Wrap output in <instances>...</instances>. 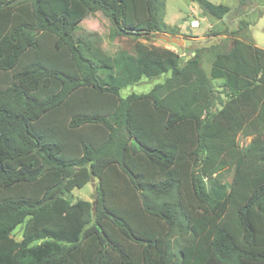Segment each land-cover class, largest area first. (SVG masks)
Returning a JSON list of instances; mask_svg holds the SVG:
<instances>
[{"label": "trees", "instance_id": "obj_1", "mask_svg": "<svg viewBox=\"0 0 264 264\" xmlns=\"http://www.w3.org/2000/svg\"><path fill=\"white\" fill-rule=\"evenodd\" d=\"M96 12L130 48L76 33ZM164 14L165 0H0V264H264V48L237 38L207 73L202 49L139 40L182 34ZM93 179L94 201L65 196Z\"/></svg>", "mask_w": 264, "mask_h": 264}, {"label": "rangeland", "instance_id": "obj_2", "mask_svg": "<svg viewBox=\"0 0 264 264\" xmlns=\"http://www.w3.org/2000/svg\"><path fill=\"white\" fill-rule=\"evenodd\" d=\"M210 1L216 4H228L231 6V10L224 18L216 19L205 15L195 0H165L164 14V22L172 27L178 25L180 31L184 32L178 36L180 39L187 37L191 41L189 46L192 49H202V65L207 73H209L215 51L228 50L237 38L253 42L256 46L264 48V0H247V4L241 8L239 0ZM194 21L199 25L193 26ZM79 26L76 33L84 40L90 41L103 53L115 56L121 48H130L127 45V38L121 40L109 38L112 25L101 12L90 14ZM139 40L148 46L161 45V47L178 50L177 45L164 41L160 38V34H156L149 40L144 38ZM183 54H188L186 49L182 51ZM164 76L166 75L155 79H144L138 84L129 85L122 90V94L148 92L156 82L163 81ZM213 83L216 89L222 90V80H214ZM258 117H264V113L260 112ZM250 140L251 137L239 136L241 146L247 145ZM261 176L264 177V174L262 173ZM225 181L229 182V179H225ZM97 183V179H93L83 188H75L65 196L72 199L73 202L79 199L94 201ZM22 230L23 224H17L12 233L13 237L20 240ZM252 250H264V247H253Z\"/></svg>", "mask_w": 264, "mask_h": 264}, {"label": "water", "instance_id": "obj_3", "mask_svg": "<svg viewBox=\"0 0 264 264\" xmlns=\"http://www.w3.org/2000/svg\"><path fill=\"white\" fill-rule=\"evenodd\" d=\"M160 38L168 43L175 44L177 46L190 45L191 43L190 39H188L187 37L180 39L178 36H173L167 33L160 34ZM189 57L191 56L189 55Z\"/></svg>", "mask_w": 264, "mask_h": 264}, {"label": "built area", "instance_id": "obj_4", "mask_svg": "<svg viewBox=\"0 0 264 264\" xmlns=\"http://www.w3.org/2000/svg\"><path fill=\"white\" fill-rule=\"evenodd\" d=\"M199 24L198 23H195V21L193 22V26H198Z\"/></svg>", "mask_w": 264, "mask_h": 264}, {"label": "crops", "instance_id": "obj_5", "mask_svg": "<svg viewBox=\"0 0 264 264\" xmlns=\"http://www.w3.org/2000/svg\"><path fill=\"white\" fill-rule=\"evenodd\" d=\"M181 33H184V32L181 31ZM183 55H184V54H183ZM188 57H189V56H188Z\"/></svg>", "mask_w": 264, "mask_h": 264}]
</instances>
